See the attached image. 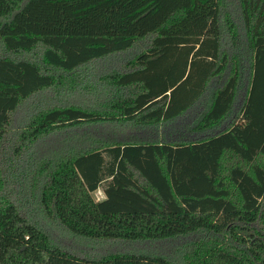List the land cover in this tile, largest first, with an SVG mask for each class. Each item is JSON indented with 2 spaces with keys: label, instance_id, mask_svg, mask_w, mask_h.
Segmentation results:
<instances>
[{
  "label": "trees",
  "instance_id": "trees-1",
  "mask_svg": "<svg viewBox=\"0 0 264 264\" xmlns=\"http://www.w3.org/2000/svg\"><path fill=\"white\" fill-rule=\"evenodd\" d=\"M247 77L240 120L203 136ZM39 216L98 241L201 234L181 264H264V0H0V264H178L79 254Z\"/></svg>",
  "mask_w": 264,
  "mask_h": 264
},
{
  "label": "rangeland",
  "instance_id": "rangeland-1",
  "mask_svg": "<svg viewBox=\"0 0 264 264\" xmlns=\"http://www.w3.org/2000/svg\"><path fill=\"white\" fill-rule=\"evenodd\" d=\"M248 77L245 79L242 89L240 90L239 99L235 107L233 117L223 124L220 128L210 130L208 133H205L203 136H212L218 134L225 128H228L233 120H240L242 107L245 101L246 92L248 88ZM71 103L86 102L87 98L82 96H69L67 97ZM194 112V111H193ZM100 125L93 127L92 129H100ZM114 133H110L108 137H123ZM170 137L177 139L178 135L183 132V127H175L169 131ZM66 134L57 135L51 137L47 142L48 145H59L63 143ZM123 135V134H121ZM139 136L130 137L126 139L137 141ZM201 134L193 135L192 139L203 137ZM95 197L98 200L105 198V193L102 188H99L95 191ZM38 221L45 227V229L52 236L53 240L64 246L65 248L75 251L82 255L90 256H104L106 254L115 253V252H138L147 255H162L170 260L181 264L183 263V256L189 244L201 237V234L195 233L188 236H182L170 240H159V241H139V242H125V241H98L92 240L85 237H80L72 234L58 222L52 221L45 216H39Z\"/></svg>",
  "mask_w": 264,
  "mask_h": 264
},
{
  "label": "crops",
  "instance_id": "crops-1",
  "mask_svg": "<svg viewBox=\"0 0 264 264\" xmlns=\"http://www.w3.org/2000/svg\"><path fill=\"white\" fill-rule=\"evenodd\" d=\"M105 198H106V195H105ZM105 198H104V199H105ZM102 200H103V199H102Z\"/></svg>",
  "mask_w": 264,
  "mask_h": 264
}]
</instances>
